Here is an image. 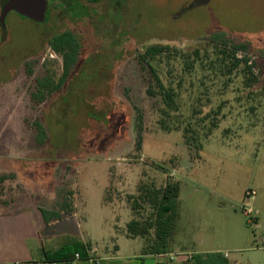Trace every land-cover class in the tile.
<instances>
[{"label": "rangeland", "instance_id": "obj_1", "mask_svg": "<svg viewBox=\"0 0 264 264\" xmlns=\"http://www.w3.org/2000/svg\"><path fill=\"white\" fill-rule=\"evenodd\" d=\"M47 1L43 22L12 11L0 24V212L35 203L61 213L71 200L75 215L43 219L40 239L103 252L148 215L142 203L132 209L139 188L170 184L174 245L264 264V0ZM66 30L80 43L77 63L37 103L35 80L62 72L48 41ZM215 37L247 44L237 57L256 83L247 86L243 65L224 77L209 68L223 48ZM153 45L167 50L143 59ZM35 122L46 132L42 145Z\"/></svg>", "mask_w": 264, "mask_h": 264}, {"label": "trees", "instance_id": "obj_2", "mask_svg": "<svg viewBox=\"0 0 264 264\" xmlns=\"http://www.w3.org/2000/svg\"><path fill=\"white\" fill-rule=\"evenodd\" d=\"M216 40V41H214ZM215 43H219L222 46V49H219L214 55V62L211 63L209 67L211 70L217 68L219 75L224 77L232 73V70H238L240 66L242 67L244 77L248 80L247 86H251L257 82V77L252 76L251 66L248 65V61L245 56L238 58L237 53L239 51L245 52L247 49V44H231L229 41L218 40L217 37L213 39ZM48 47L52 52L57 54L62 59V72L57 81L54 80L52 74H45L41 78L35 80L36 83V92L32 97L37 98V103L44 102L46 97H48L53 91H57L67 80L71 70L77 63L80 43L77 37L70 31H63L58 35H55L50 38L48 41ZM217 49V48H216ZM167 48H159L158 46H149L145 49L142 54L143 59H155L161 56ZM198 54V51L195 52ZM245 54V53H244ZM246 55V54H245ZM178 56V55H176ZM175 56V57H176ZM181 56H179L180 58ZM188 57V56H186ZM186 57H181L187 59ZM141 61H145V60ZM231 62L230 66L228 64ZM228 63V64H227ZM183 68L186 71H189L194 68V64L184 63ZM225 69V70H224ZM226 71V72H225ZM31 70H28L26 73L31 75ZM225 72V73H224ZM154 81L156 82L157 88L163 96V100L166 103H173V91L168 90L164 87L158 76L155 74V71H152ZM247 76L249 78H247ZM251 76V78H250ZM191 86H193L191 82ZM147 94L149 96L154 95V92L150 89H147ZM199 101L200 98H196V101ZM217 125H212L208 129L206 136H210L212 130L216 128ZM35 129L37 132V138L39 145L45 143L46 132L44 127L35 122ZM185 133L192 132L191 128H185ZM185 137V145L190 147V140L187 136ZM6 179V176H0V183ZM140 195L138 196L134 205L132 206L133 210L139 209L141 203L147 205L150 209L148 215L138 220H131L126 225L127 237H142L146 239L148 244L157 251H162L166 248V245L172 236L173 233V219L175 212V201L177 196V186H171L166 184L160 188H139ZM71 195V193H70ZM60 210L67 215H70L73 211V206L71 200L67 203H64L60 206ZM61 212V213H62ZM42 216L44 219H50L52 217H61V213L58 212H47L41 210ZM88 247V245H86ZM155 250V251H156ZM156 251V252H157ZM85 247L82 244L75 243L73 245H63L57 250L46 254V260H69L73 257L75 253H78L81 257L84 255ZM191 261L193 264H229L226 258L223 257L221 253H207V254H196L192 256Z\"/></svg>", "mask_w": 264, "mask_h": 264}, {"label": "crops", "instance_id": "obj_3", "mask_svg": "<svg viewBox=\"0 0 264 264\" xmlns=\"http://www.w3.org/2000/svg\"><path fill=\"white\" fill-rule=\"evenodd\" d=\"M72 206L73 211L70 215H75L74 203ZM43 209L42 206L35 203L16 208L10 204V208L0 212V264H41L46 260V254L61 247L54 248L51 239L46 242L40 239L39 231L44 225L41 213ZM122 237L126 242L117 244L112 250L106 249V251L100 252L88 245L82 257H97L100 259L98 264H193L188 259L189 255L221 253L229 264H236V262L230 263L229 255L225 252L215 250L185 251L181 246L174 245L171 237L166 248L162 251L153 249L142 237L139 243L135 242L139 237H127L126 229ZM249 239L250 236H246L243 242L246 244ZM30 242H33V245L30 246ZM261 249H264V246ZM160 254H173L175 257L173 260L157 258L156 256ZM75 264L87 263L81 261Z\"/></svg>", "mask_w": 264, "mask_h": 264}, {"label": "water", "instance_id": "obj_4", "mask_svg": "<svg viewBox=\"0 0 264 264\" xmlns=\"http://www.w3.org/2000/svg\"><path fill=\"white\" fill-rule=\"evenodd\" d=\"M47 0H6L0 11V24L4 28L9 12H15L34 22H43L47 10Z\"/></svg>", "mask_w": 264, "mask_h": 264}, {"label": "built area", "instance_id": "obj_5", "mask_svg": "<svg viewBox=\"0 0 264 264\" xmlns=\"http://www.w3.org/2000/svg\"><path fill=\"white\" fill-rule=\"evenodd\" d=\"M250 211H248L245 215H248ZM157 258L163 259L167 258L168 260H173L175 255L173 254H160L156 256ZM192 255L188 256V259L191 260ZM99 258L97 257H86L83 258L81 257L78 253H75L73 257L69 260H61V261H56V260H45L41 262V264H75L81 261L86 262L87 264H98L99 263Z\"/></svg>", "mask_w": 264, "mask_h": 264}]
</instances>
